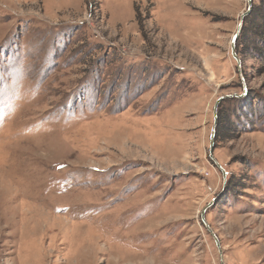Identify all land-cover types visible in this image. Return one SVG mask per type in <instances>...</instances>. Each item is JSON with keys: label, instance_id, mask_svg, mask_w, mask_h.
<instances>
[{"label": "rangeland", "instance_id": "1", "mask_svg": "<svg viewBox=\"0 0 264 264\" xmlns=\"http://www.w3.org/2000/svg\"><path fill=\"white\" fill-rule=\"evenodd\" d=\"M247 6L0 0V264H264Z\"/></svg>", "mask_w": 264, "mask_h": 264}, {"label": "trees", "instance_id": "2", "mask_svg": "<svg viewBox=\"0 0 264 264\" xmlns=\"http://www.w3.org/2000/svg\"><path fill=\"white\" fill-rule=\"evenodd\" d=\"M253 17L255 18V20L251 25L253 33L250 38V47H241L240 39L238 38L235 50L237 55H240L243 50L245 53L246 50H248L249 52H251L250 55H252L253 57H258L264 63V1L262 2V5L260 7L253 6L251 8L250 16L248 18L252 19ZM243 28L241 31L245 32V29ZM239 48L242 49H240L239 51L237 50Z\"/></svg>", "mask_w": 264, "mask_h": 264}, {"label": "water", "instance_id": "3", "mask_svg": "<svg viewBox=\"0 0 264 264\" xmlns=\"http://www.w3.org/2000/svg\"><path fill=\"white\" fill-rule=\"evenodd\" d=\"M247 3H248L247 10H246L245 13H243L241 15L240 22H239L238 27H237V31H236L235 35L233 36V38H232V40L230 42L231 55H232L233 59L236 61L237 67H238L239 70H240V60H239V58H238V56L236 54L235 47H236V42L238 40L239 33H240V30H241L242 22H243L244 18L250 13V10H251V0H247ZM222 99L223 98L219 99L216 102L215 106H214V109H213L214 117H215V112H216V106L218 105V103ZM215 126H216V120L214 121L213 128H212L211 135H210L209 157L215 163L216 167L221 169L220 165L217 162H215V160L213 159V156H212V152H213V138H214V131H215L214 128H215ZM205 210H206V208H204L203 211L201 212V221H202L204 227L206 228V230L208 231L209 235L212 237V239L214 240V242H215V244L217 246V249L219 251L220 258H221V261H220L221 263L220 264H224V262L222 260V255H221V252H220V246H219L218 239H217L216 235L214 234V232L210 229V227L208 226V224L205 221V218H204Z\"/></svg>", "mask_w": 264, "mask_h": 264}, {"label": "bare ground", "instance_id": "4", "mask_svg": "<svg viewBox=\"0 0 264 264\" xmlns=\"http://www.w3.org/2000/svg\"><path fill=\"white\" fill-rule=\"evenodd\" d=\"M79 236V235H78Z\"/></svg>", "mask_w": 264, "mask_h": 264}]
</instances>
